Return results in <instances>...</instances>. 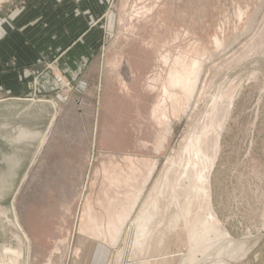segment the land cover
Here are the masks:
<instances>
[{
  "label": "rangeland",
  "instance_id": "1",
  "mask_svg": "<svg viewBox=\"0 0 264 264\" xmlns=\"http://www.w3.org/2000/svg\"><path fill=\"white\" fill-rule=\"evenodd\" d=\"M29 3L0 264H262L264 0H0V35Z\"/></svg>",
  "mask_w": 264,
  "mask_h": 264
},
{
  "label": "crops",
  "instance_id": "2",
  "mask_svg": "<svg viewBox=\"0 0 264 264\" xmlns=\"http://www.w3.org/2000/svg\"><path fill=\"white\" fill-rule=\"evenodd\" d=\"M48 15L54 16L53 11L43 13L37 4L29 3L15 15H10L3 25L0 35V88L9 92L3 101L26 99L21 97L26 94V82L19 74L25 69L28 72V69L40 71L42 68L44 42L41 37L46 26L43 17ZM49 47L52 50L54 46Z\"/></svg>",
  "mask_w": 264,
  "mask_h": 264
},
{
  "label": "bare ground",
  "instance_id": "3",
  "mask_svg": "<svg viewBox=\"0 0 264 264\" xmlns=\"http://www.w3.org/2000/svg\"><path fill=\"white\" fill-rule=\"evenodd\" d=\"M22 128H23V127H22ZM18 129H19V128H18ZM24 129H26V128H24ZM28 131H29V130H28ZM14 137H15V136H14ZM42 139H43V138H42ZM28 140H29V138H28ZM34 140H35V139H34ZM40 146H42V145H40ZM16 225L18 226V224H16ZM129 230H130V233H131V232H132V227H131ZM23 236H24V235H23ZM260 243H261V242H260ZM230 245H232V244L230 243ZM14 253H16V252L14 251ZM14 253H13V254H14ZM13 254L11 253V255H13ZM244 257H245V255H241L238 259H242V258H244ZM254 257H255V256H254ZM258 257H259V256H258ZM245 262H246V261H245ZM242 263H243V262H242ZM242 263H241V264H242ZM252 263H253V262H252ZM213 264H226V263H225L224 261H223V262H222V261H221V262H220V261H219V262L216 261V263H213ZM229 264H230V263H229ZM258 264H259V263H258Z\"/></svg>",
  "mask_w": 264,
  "mask_h": 264
},
{
  "label": "water",
  "instance_id": "4",
  "mask_svg": "<svg viewBox=\"0 0 264 264\" xmlns=\"http://www.w3.org/2000/svg\"><path fill=\"white\" fill-rule=\"evenodd\" d=\"M262 259H263V260H262V261H263L262 264H264V258H262Z\"/></svg>",
  "mask_w": 264,
  "mask_h": 264
}]
</instances>
